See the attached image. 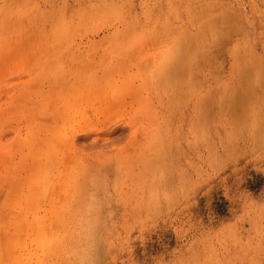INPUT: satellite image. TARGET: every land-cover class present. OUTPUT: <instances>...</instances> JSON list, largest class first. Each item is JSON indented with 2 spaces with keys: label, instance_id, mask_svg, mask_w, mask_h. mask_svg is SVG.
<instances>
[{
  "label": "rangeland",
  "instance_id": "rangeland-1",
  "mask_svg": "<svg viewBox=\"0 0 264 264\" xmlns=\"http://www.w3.org/2000/svg\"><path fill=\"white\" fill-rule=\"evenodd\" d=\"M0 264H264V0H0Z\"/></svg>",
  "mask_w": 264,
  "mask_h": 264
},
{
  "label": "bare ground",
  "instance_id": "bare-ground-1",
  "mask_svg": "<svg viewBox=\"0 0 264 264\" xmlns=\"http://www.w3.org/2000/svg\"><path fill=\"white\" fill-rule=\"evenodd\" d=\"M114 84L116 85L117 82L114 83ZM108 85H109V84H108ZM110 85H111V84H110ZM110 90H111V87H109V91H110ZM130 90H131V92H130V94H129V97L132 98V97H134V95L136 94V92H137L136 90H137V89H134V86L132 85V87H131ZM128 93H129V92H128ZM128 93H127V94H128ZM105 94H106V93H105ZM127 94H125V95H127ZM125 99H126V98H125ZM126 100H127V99H126ZM127 101H128V100H127ZM125 103H126V102H125ZM53 121H54V120H53ZM93 186H94V185H93Z\"/></svg>",
  "mask_w": 264,
  "mask_h": 264
}]
</instances>
